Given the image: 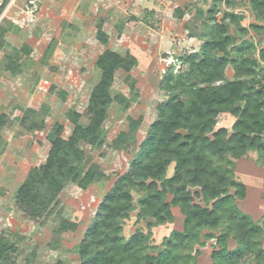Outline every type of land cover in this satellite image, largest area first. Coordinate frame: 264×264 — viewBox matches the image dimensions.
<instances>
[{
  "label": "rangeland",
  "instance_id": "1",
  "mask_svg": "<svg viewBox=\"0 0 264 264\" xmlns=\"http://www.w3.org/2000/svg\"><path fill=\"white\" fill-rule=\"evenodd\" d=\"M251 0H8L0 10V236L15 244L5 264H79L78 245L103 196L119 175L127 171L138 155L140 143L157 118V105L167 98L160 82L168 66L183 71V56L199 51L213 23L224 18L236 45L251 43L247 53L259 59L264 47V17L257 18ZM2 5V4H1ZM237 22L238 26L235 24ZM106 36L105 42L98 38ZM112 50L136 59L129 70L115 72L106 108L102 141L91 146L81 143L84 159L81 171L98 166L104 177L95 178L86 188L68 182L56 196L50 213L31 219L16 206V192L29 170L44 162L53 133L67 139L73 121L86 125L84 110L90 92L100 78L96 65L99 54ZM259 84H264V61L259 59ZM226 78L233 79L229 64ZM133 121H138L134 124ZM235 117L221 112L215 128L228 131ZM124 133V143L113 140ZM234 180L245 186V196L235 206L260 224L264 219V164L258 154L225 164ZM173 163L166 168V200L173 186L166 179ZM233 192V189H230ZM132 208L120 220L126 239L136 230L147 236L148 252L156 254L173 230H182L183 215L171 206L172 220L148 226L149 219L138 217V201L145 193L131 190ZM63 224L65 225L64 227ZM221 226L216 233H219ZM203 229L185 249L191 264H210L215 239H207ZM264 250V235L259 241ZM233 249L236 242L229 241ZM243 264H255L251 256Z\"/></svg>",
  "mask_w": 264,
  "mask_h": 264
},
{
  "label": "trees",
  "instance_id": "2",
  "mask_svg": "<svg viewBox=\"0 0 264 264\" xmlns=\"http://www.w3.org/2000/svg\"><path fill=\"white\" fill-rule=\"evenodd\" d=\"M7 1L3 0L0 10ZM250 6L257 18L264 17V0H251ZM224 18L236 21L233 13H225ZM224 18L209 28L198 52L180 59L186 66L183 71L174 73L172 65L165 70L160 88L167 98L157 105V118L140 143L138 155L98 205L78 245L79 264H191L193 256L185 249L203 229L208 230L207 239H215L210 264H243L248 256L255 264H264L259 244L264 219L258 224L235 206V200L245 196V186L234 180L225 166L248 151L256 152L264 164V84L257 79L264 47L259 59L247 53L252 44L236 45ZM98 38L103 43L106 40L103 33ZM135 63L130 54L122 56L112 50L99 54L100 78L84 110L87 124L74 120L67 139L60 136L58 128L44 162L32 167L17 189L16 206L26 216L37 219L50 213L66 183L84 189L95 178L104 177L96 165L81 171L84 151L80 144L95 146L102 141L106 108L112 101L124 100L110 94L115 72L129 71ZM229 64L234 71L231 80L224 74ZM221 112L235 117L230 131L215 128ZM5 122L0 116V129ZM124 137L119 133L114 146H122ZM171 163L173 173L166 182L173 191L167 201L166 187L159 188L158 182L165 180ZM133 188L145 193L138 201V217L149 219L148 226L171 221L172 205L183 215L182 230H173L156 254L148 252L142 231L136 230L126 239L122 235L120 220L132 208ZM221 226L224 229L216 233ZM230 240L236 242L233 249L228 247ZM15 249L14 243L0 236V264H5Z\"/></svg>",
  "mask_w": 264,
  "mask_h": 264
},
{
  "label": "built area",
  "instance_id": "3",
  "mask_svg": "<svg viewBox=\"0 0 264 264\" xmlns=\"http://www.w3.org/2000/svg\"><path fill=\"white\" fill-rule=\"evenodd\" d=\"M3 3V0H0V5Z\"/></svg>",
  "mask_w": 264,
  "mask_h": 264
}]
</instances>
